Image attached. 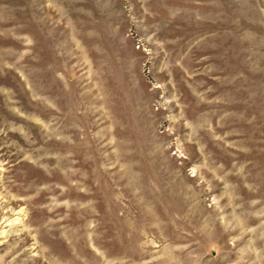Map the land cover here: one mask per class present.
Masks as SVG:
<instances>
[{
	"label": "rangeland",
	"instance_id": "1",
	"mask_svg": "<svg viewBox=\"0 0 264 264\" xmlns=\"http://www.w3.org/2000/svg\"><path fill=\"white\" fill-rule=\"evenodd\" d=\"M0 264H264V0H0Z\"/></svg>",
	"mask_w": 264,
	"mask_h": 264
}]
</instances>
